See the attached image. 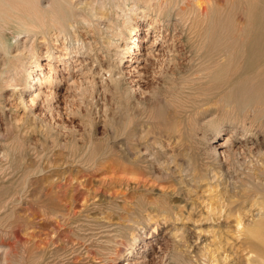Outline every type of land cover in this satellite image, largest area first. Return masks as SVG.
Instances as JSON below:
<instances>
[{
  "label": "bare ground",
  "instance_id": "bare-ground-1",
  "mask_svg": "<svg viewBox=\"0 0 264 264\" xmlns=\"http://www.w3.org/2000/svg\"><path fill=\"white\" fill-rule=\"evenodd\" d=\"M224 2L0 0V264H98L95 257L103 264H146L162 253L148 242L156 234L141 229L184 218L166 197H146L145 187L117 226L99 215L124 210L118 201L88 193L79 207L80 195L70 193L53 169L58 135L40 150L31 145L36 133L58 132L82 104L93 126L101 94L112 93L122 113L107 117L104 140L90 137L81 151L70 147L66 161L87 173L117 151L160 178L156 154L135 146L155 130L162 133L169 119L178 131L183 124L201 132L199 145L210 167L197 174L193 169V181L264 145V0ZM174 10L188 38L197 31L190 51L177 50L163 34ZM181 55L194 67L176 80L166 69ZM160 78L162 93L148 89ZM153 140L163 145L160 136ZM241 181L259 205L250 216L238 212L237 229L247 253H254L248 261L264 264V179L249 171ZM202 254L211 261L205 248Z\"/></svg>",
  "mask_w": 264,
  "mask_h": 264
},
{
  "label": "rangeland",
  "instance_id": "rangeland-1",
  "mask_svg": "<svg viewBox=\"0 0 264 264\" xmlns=\"http://www.w3.org/2000/svg\"><path fill=\"white\" fill-rule=\"evenodd\" d=\"M224 1L217 0V4L225 5ZM178 16L176 10L172 11L169 18L173 24L171 23L169 30L167 32L164 30L163 34L168 33L167 36L173 38L177 50L190 51L197 44V31L194 32L195 34L193 33L194 37L192 38L196 41L194 42L193 39L188 38L187 34L182 31L181 26L175 21ZM166 19H168L167 16ZM180 32H182V35ZM146 41L144 44H146ZM176 43L179 45H176ZM182 58L187 62H184ZM179 59L178 63H171V67L169 66L166 69L168 75L176 80L187 75L194 67L195 62L189 60L186 55H181ZM151 65H154V62ZM160 79H158V83H149L148 89H151V91L152 89H158L162 93L166 85L164 78ZM157 84H161V86ZM96 100L98 111L92 112L93 126L88 122L87 109L85 104H82L80 112H71L64 118L65 122L57 128L58 132L52 131L48 135L36 133L31 140V145L37 146V149L40 150L42 142L51 145L53 139L51 136L58 135V146L53 148L55 153L53 156L55 163L53 169L58 175H63L62 177L66 181L65 187H68L70 193L80 195L78 206L84 208L85 197L88 193L97 195L96 199L101 197L104 199L112 198L118 201L124 210L121 209L120 214L107 212L108 214L99 216H109L111 218L108 220L107 217L106 220L117 225L118 222L124 221L125 210L130 208V204L136 201L137 196L146 187V197L151 198L150 200H154L156 196L158 198L166 197L176 209H181L179 211L184 213L182 220L175 221L167 218L161 221L160 224L152 222V226L141 229L142 234L144 230L156 234L153 238L148 237V242L155 249H160L162 253L159 258L150 255V259L146 264H251L248 257L254 256V253H247L249 248H246L243 243L244 234L242 233V235L237 229L236 216L238 212L250 216L259 205L257 201L259 197L255 196L253 190L245 189L241 179L249 171L255 172L256 175L264 179V152H261L264 151V145L260 149L255 146L247 149L242 156L237 158L236 162H231L232 164L230 163L227 166L228 168L223 169L216 175L208 172L204 177L193 181L192 174L199 173L201 168L210 167V163L208 159L204 158L202 147L199 145L198 137L201 132H191L183 124L179 125L178 131L174 127V120L169 119V126L167 125L162 133H159V129L155 130L148 136L149 141L147 140L140 146H135V148L140 147L141 150H145L144 148L147 147V151L156 154L158 162L156 165L160 166L156 167V170L161 175L160 178H152L136 162L125 160L117 151L106 160L99 161L94 173H87L83 168L75 169L74 164L70 165V162L66 161L70 147L74 145L79 147L81 151L90 137H93L96 142L104 140L109 134L108 127L105 126L107 117L113 114L118 117L122 113L119 111L120 102L116 97H113L112 93L105 96L101 94ZM249 119L250 117L246 121L250 122ZM2 125L1 131L4 130L3 133L6 134L5 124L4 127ZM228 130L230 129L226 131ZM159 136L160 140L163 141L161 147L153 140L159 139ZM154 147L155 149H153ZM165 154L169 157H166ZM28 160L32 161V157L30 156ZM30 210L28 208L27 211L31 216L30 212L32 211ZM122 228L125 229L126 227ZM204 248L211 261L206 260L202 254ZM152 250L149 249V251ZM95 259L98 264H103L99 257H95L94 261Z\"/></svg>",
  "mask_w": 264,
  "mask_h": 264
}]
</instances>
